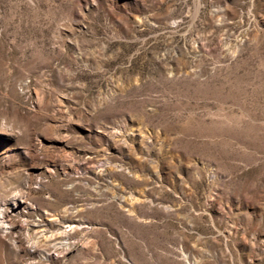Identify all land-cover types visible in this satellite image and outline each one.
Instances as JSON below:
<instances>
[{"label":"rangeland","instance_id":"obj_1","mask_svg":"<svg viewBox=\"0 0 264 264\" xmlns=\"http://www.w3.org/2000/svg\"><path fill=\"white\" fill-rule=\"evenodd\" d=\"M0 213V264H264V0H0Z\"/></svg>","mask_w":264,"mask_h":264},{"label":"bare ground","instance_id":"obj_2","mask_svg":"<svg viewBox=\"0 0 264 264\" xmlns=\"http://www.w3.org/2000/svg\"><path fill=\"white\" fill-rule=\"evenodd\" d=\"M0 218L2 219L1 221L4 223L5 220L3 219L4 216L2 213H0ZM64 218V217H63ZM62 222H65V219H62L61 220ZM49 223V222H48ZM78 224H75L73 222H70V223H67L66 224V227H68V229H61V230H58V232L55 234V235H51L49 237H52V236H55V239L57 240L56 242H54V247H65L67 245V241H66V238H67V235H68V230H72V229H75L77 227ZM4 226V225H3ZM30 227V226H29ZM28 229V228H27ZM60 229V228H59ZM34 231V230H33ZM48 235V234H47ZM44 237V235H43ZM35 238V237H34ZM38 241H32L31 243L32 244H37ZM46 253V252H44Z\"/></svg>","mask_w":264,"mask_h":264}]
</instances>
